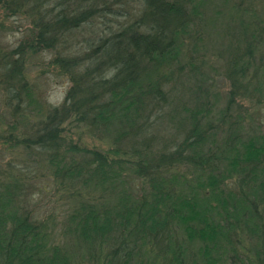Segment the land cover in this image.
<instances>
[{
  "label": "trees",
  "instance_id": "trees-1",
  "mask_svg": "<svg viewBox=\"0 0 264 264\" xmlns=\"http://www.w3.org/2000/svg\"><path fill=\"white\" fill-rule=\"evenodd\" d=\"M252 3L0 0V31L28 22L0 48V150L25 158L0 163V264H264V16ZM227 6L226 45L211 51L210 9ZM101 17L120 21L77 38ZM43 51L69 83L53 106L24 75ZM213 76L228 84L215 115ZM36 180L68 203L59 223L35 213L32 193L48 191Z\"/></svg>",
  "mask_w": 264,
  "mask_h": 264
},
{
  "label": "rangeland",
  "instance_id": "rangeland-1",
  "mask_svg": "<svg viewBox=\"0 0 264 264\" xmlns=\"http://www.w3.org/2000/svg\"><path fill=\"white\" fill-rule=\"evenodd\" d=\"M211 2V1H210ZM245 2H249V0H243V5ZM252 9H255V16L262 17L264 16V0H252ZM219 3V2H218ZM230 3V2H228ZM220 4V3H219ZM135 12L137 11V8H134ZM219 14H215V10L209 12L208 22L209 26H212L210 28V34L212 36V39L217 42L216 44H209V48L211 51L214 49L221 48L226 45L225 43V34L227 31V28L225 24L229 21V17L232 16L233 10L229 9V7H220ZM213 12V13H212ZM260 12L261 15L259 14ZM251 10L246 11V17H242L244 20L248 21L250 19ZM236 16V14H235ZM255 18V17H254ZM263 19V18H262ZM253 20L254 19H250ZM120 21L119 19H108L107 17H101L100 19L94 20L93 22H89L85 26L83 25L79 29L78 33V39H81V37H89L92 34V31H106V27H112V22ZM116 23L113 24V26ZM93 25V26H92ZM28 26V22L23 16H13L5 20V27L6 29L0 31V48L7 49L12 48L18 40L22 39V37L25 34V29ZM9 27V29H8ZM220 44V45H219ZM51 56V52L49 51H43L42 53H39L37 55L29 56L26 59L25 63V69H24V75L26 78L27 83H29L32 87V96L37 102L41 103H47V105L53 106L55 104H59L64 96L65 90L68 86V81L65 77L59 76L55 74L54 70L51 67L47 66V60ZM214 77V76H213ZM216 78L215 85H216V95L215 98L217 100V103L214 108V115L217 112V109L222 105L223 100V92L228 88V84L226 81H224L220 76H215ZM1 96V94H0ZM242 105L248 106L250 102H247L246 100L239 101ZM11 105H15V103L11 102ZM254 106L249 109V112H253ZM7 107L1 102L0 99V111L2 113L7 112ZM260 115L262 118V125H261V131L264 130V108L260 110ZM35 116V115H34ZM37 116H35L36 118ZM32 117H30L31 119ZM86 144L92 145L94 144L97 147H100L102 145L101 143H98L95 138H86ZM99 144V145H98ZM22 159L24 158V155L21 151H13V152H5L4 150H0V163L4 164L7 161L16 162L17 165L24 162ZM25 163V162H24ZM40 179V178H38ZM46 179V178H43ZM49 180V179H48ZM39 181L37 184H43L46 188L45 190L48 191H42V190H36L31 195V203L34 205L35 213L37 216L42 215L44 212L46 213L48 210L52 211V215L56 216L55 221H58L57 218H59V223L63 219L62 213L63 211H66L67 208H69L68 203L65 201V199H62L59 197L58 194H54L53 189L47 180H36ZM48 211V212H50Z\"/></svg>",
  "mask_w": 264,
  "mask_h": 264
}]
</instances>
